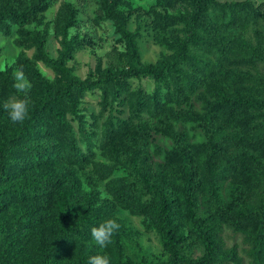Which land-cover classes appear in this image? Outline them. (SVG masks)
I'll use <instances>...</instances> for the list:
<instances>
[{"label":"rangeland","instance_id":"1","mask_svg":"<svg viewBox=\"0 0 264 264\" xmlns=\"http://www.w3.org/2000/svg\"><path fill=\"white\" fill-rule=\"evenodd\" d=\"M214 1L215 5L209 7L203 15L198 33L202 37L212 38L211 43H214L215 38H220L229 52L241 50L263 57L261 61L241 68L244 78L239 77L242 81L235 83L238 90L255 101L259 98L255 80L264 79V0ZM235 3L241 5L232 6ZM113 5L114 10L123 16L126 30L136 33L134 46L139 55L135 63L137 67L153 66L162 60L171 59L187 37L184 23L177 19L190 10L187 1L178 0L176 6H169L164 0H113ZM63 15L71 17L66 39L71 41L73 51L65 68L73 77L81 82L95 81L99 80L104 70L129 68L126 40L116 31L115 22L106 18L100 0H51L47 9L35 13L33 19L12 25L10 35L0 34V71L9 69L12 72L15 89V94L5 102L20 97L28 103L36 95L35 88L25 75L29 83L26 93L21 94L15 87V74L21 71L18 62L23 57L34 61L37 74L49 85L50 90L65 83V77L59 72L36 60L35 46L16 44L22 34L34 36L42 41L48 58L56 61L62 50ZM164 15H170L175 20L171 24H157L156 19ZM207 50L204 46L190 45L188 57L177 67V75H192L203 82L207 73L201 65L203 63L211 67L209 72L212 73V79L220 75L225 64L221 63L214 48L210 52ZM231 68L234 67L229 66ZM173 78L168 74L162 81L150 75L138 76L121 81L117 89L112 82H102L97 88L75 95L73 111L67 110L62 102L53 105V109L62 123L69 126L77 148L84 153L92 149L95 159L100 161L98 148L105 122L112 120L117 125L124 121L127 127L137 123L147 124L149 155L148 167L145 165L144 168H148L156 178L164 165L165 156L174 144L160 130L166 118L164 113L152 117L151 104L157 105L156 110L173 106L175 110L204 113L203 103L197 99L196 94L204 91L205 85H201L195 95L188 96L185 103L177 106L169 100ZM260 94V98H264V91ZM134 105L135 112L132 115L131 108ZM252 112L258 123L264 124V107L253 109ZM2 113L7 114L3 105ZM168 120L189 145L205 146L209 141L201 120ZM82 128L87 135L81 133ZM232 130L234 135L230 133ZM217 132L228 134L230 150L220 154L213 175L199 171L195 177V189L190 196L193 214L206 228L213 226L211 240L216 248V258L212 264H264V247L263 257H259L256 241L260 221L254 218L264 208V155L247 147L239 158L232 160L231 154L240 148L233 136L242 137L245 133L232 127ZM39 139L32 135L27 142L22 143V148L38 143ZM18 157L27 163L23 149ZM24 166L26 169L23 176L14 179L17 186L38 187L46 182L52 188L64 190L67 183H73L76 195L87 196L92 200L90 220L95 221V227L107 220H114L120 227L108 246L101 249L92 239L93 227L79 228L73 225L72 231H64L55 222L53 211L42 209L40 204L43 200L28 204L27 198L24 201L14 199L0 211V246L11 243L16 233L21 234L22 238L19 241L20 251L16 258L7 259L9 264H42L44 249L50 252L51 264H87V258L96 254H107L111 264H169L170 256L162 240L160 222L154 215H134L118 206L105 190L107 180L97 183L99 176L93 172L92 166L81 169L77 165L51 162ZM247 167L255 175L251 182L257 181L256 187L242 185L237 179L240 172L245 177L248 175ZM125 173L122 168H118L112 178L121 177ZM169 178L174 184L168 189L172 207L169 214L179 234V254L191 261L197 260L204 256L205 247L185 210L177 179ZM25 213L30 217H26ZM39 216L46 223L31 227L30 218L37 219ZM99 216L101 221L98 222ZM1 259L0 255V264Z\"/></svg>","mask_w":264,"mask_h":264},{"label":"trees","instance_id":"2","mask_svg":"<svg viewBox=\"0 0 264 264\" xmlns=\"http://www.w3.org/2000/svg\"><path fill=\"white\" fill-rule=\"evenodd\" d=\"M50 1L0 0V34L10 35L12 25L23 24L33 19L35 13L47 9ZM183 1H187L190 10L177 18L178 21L184 23L187 34L179 50L169 60H162L153 66L137 67L135 63L139 55L134 46L136 33L126 30L123 16L114 10L113 0H100L106 18L115 22L116 31L126 40L129 68L127 70H104L99 80L95 81L81 82L65 68L66 61L71 57L73 51L71 41L66 39L68 28L71 26V17L68 15H63L61 19L62 50L56 61L48 58L40 39L22 34L16 40L18 46H35L36 60L42 61L59 72L65 77V83L50 90L49 85L37 74L34 61L25 57L19 60V67L32 83L36 95L28 102V117L22 124H13L6 113L0 114V211L4 210L5 206L14 199L24 201L23 199L27 198L28 204L41 199V201L43 200L40 204L42 209L53 211L52 216L62 230L72 231L73 225H77L79 228L95 227V221L90 220L93 202L87 196L76 195L73 183H67V188L60 190L50 187V184L46 182L38 187L17 186L14 182L16 177H21L25 173L26 166L24 165L30 167L33 163L69 164L77 165L81 169L92 166L93 172L99 176L97 183L100 184L107 180L105 190L118 206L129 210L134 215H154L156 220L160 222L162 240L170 256L169 264H212L214 262L216 248L211 240L213 226L206 228L202 221L195 217L190 196L195 189L194 180L198 172L202 171L205 175H213L216 162L220 160V154L230 150L228 134L221 135L217 131L232 127L245 133L242 137L233 136L240 148L231 154L232 160L239 158L247 147L264 155V124L258 123L256 115L252 112L253 109L264 107V98H260V93L264 91V79L255 80V89L258 91L259 97L255 101L249 99L235 85V83L242 81L239 77L244 78L241 68L261 61L263 57L241 50L229 52L220 38H215L214 43H211L212 38L200 36L198 33L200 21L209 7L215 5V1ZM164 2L169 6H176L178 0H164ZM240 5V3H235L232 6L239 7ZM174 20L172 16L164 15L156 19V22L157 24H162V22L163 24H171ZM192 44L204 46L209 52L214 48V51L219 54L221 63L225 64V69L220 70V75L212 79L210 77L212 73L209 72L211 67L205 63L201 64L207 72L203 82L192 75H177V67L188 57V48ZM229 66L234 68L229 69ZM166 74L174 77L169 100L177 106L185 103L188 96L195 95L201 85H205L204 91L196 94L197 99L203 103L204 113L197 114L186 110H175L173 106L156 110L157 105L151 104L153 107V110L152 107L150 110L152 117L164 113L166 118L160 130L174 144L172 150L165 156L164 165L160 168L161 172L157 174L156 178L148 168H144L145 165L148 167L147 158L149 155L146 135L147 124L137 123L127 127L124 121L118 122L117 125L113 124L112 120L105 122L102 126L98 148L101 153L100 161L95 159V152L92 149H88L84 153L77 148L69 126L62 123L60 116L53 109V105L62 102L67 110L73 111L76 105L73 97L82 95L89 89L97 88L102 82H112L117 89L121 81L129 78L150 75L162 81ZM14 94L12 72L9 69L0 71V112L5 100ZM134 107L135 105L131 108L132 115L135 112ZM178 118L192 121L201 120V125L209 137L207 144L205 146L189 145L187 140L173 129L168 120ZM81 133L87 135L83 128ZM230 133L234 135L233 130ZM32 135L40 138L38 143L22 148V143L27 142ZM87 137L85 136V138ZM22 149L27 157V163L19 160L18 154ZM118 168H122L126 172L125 175L112 178L113 172ZM14 171H18V173ZM246 172L248 174L246 177L242 175L243 172L237 175L239 183L256 187L257 181L251 182L255 178L254 173L249 168L246 169ZM169 177L177 179L181 199L185 202V210L197 228V233L205 247L204 256L197 260L191 261L186 256L179 254L177 248L179 234L169 214L172 207L168 189L174 185ZM68 188L70 189L66 192L65 190ZM26 213L25 216L29 218L30 215ZM95 217L97 219V216ZM254 218L260 221L256 241L259 246V257H263L264 208ZM97 221H101L100 216ZM44 223L46 222L40 216L37 219L30 218L31 227L44 225ZM20 235L16 233L11 243L0 246L1 264H9L7 259L9 257L14 259L18 255L20 251L19 241L22 240ZM51 263L50 252L44 249L42 251V264Z\"/></svg>","mask_w":264,"mask_h":264},{"label":"clouds","instance_id":"3","mask_svg":"<svg viewBox=\"0 0 264 264\" xmlns=\"http://www.w3.org/2000/svg\"><path fill=\"white\" fill-rule=\"evenodd\" d=\"M15 87L18 92L25 94L29 87L27 78L22 71L15 74ZM3 108L7 111V116L13 124H22L29 113V105L24 98H15L3 104ZM119 224L114 220H107L91 229L92 239L95 244L104 249L111 242L113 234L119 229ZM87 264H111V258L107 254L90 255L87 258Z\"/></svg>","mask_w":264,"mask_h":264}]
</instances>
